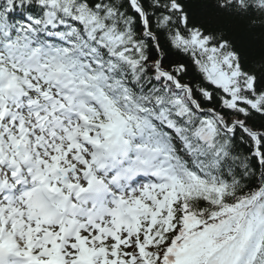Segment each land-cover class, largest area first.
I'll return each instance as SVG.
<instances>
[{"label":"snow or ice","instance_id":"snow-or-ice-1","mask_svg":"<svg viewBox=\"0 0 264 264\" xmlns=\"http://www.w3.org/2000/svg\"><path fill=\"white\" fill-rule=\"evenodd\" d=\"M0 264H264V0H0Z\"/></svg>","mask_w":264,"mask_h":264},{"label":"trees","instance_id":"trees-1","mask_svg":"<svg viewBox=\"0 0 264 264\" xmlns=\"http://www.w3.org/2000/svg\"><path fill=\"white\" fill-rule=\"evenodd\" d=\"M206 22H212L210 16ZM234 35L240 38L242 47L248 52L249 62L258 59L261 40L259 31H249L244 22H238Z\"/></svg>","mask_w":264,"mask_h":264}]
</instances>
